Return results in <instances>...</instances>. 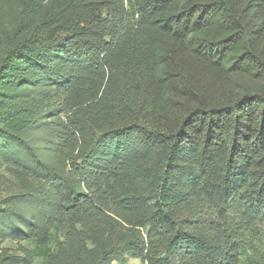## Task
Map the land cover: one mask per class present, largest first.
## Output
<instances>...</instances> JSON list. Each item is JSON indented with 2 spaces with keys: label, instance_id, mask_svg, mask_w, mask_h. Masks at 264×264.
Returning a JSON list of instances; mask_svg holds the SVG:
<instances>
[{
  "label": "trees",
  "instance_id": "trees-1",
  "mask_svg": "<svg viewBox=\"0 0 264 264\" xmlns=\"http://www.w3.org/2000/svg\"><path fill=\"white\" fill-rule=\"evenodd\" d=\"M0 157V242L33 243L0 264L237 263L264 222V0H0Z\"/></svg>",
  "mask_w": 264,
  "mask_h": 264
},
{
  "label": "rangeland",
  "instance_id": "rangeland-1",
  "mask_svg": "<svg viewBox=\"0 0 264 264\" xmlns=\"http://www.w3.org/2000/svg\"><path fill=\"white\" fill-rule=\"evenodd\" d=\"M34 136V133H33ZM37 145H43L42 142L35 141ZM22 184L15 179L12 174L10 166L0 157V210L4 208L5 200L9 196L17 195L21 191ZM55 194V190H54ZM52 194L49 200L47 201V206L45 207L46 211H57L56 208V195ZM22 210H27L28 212L34 209V212L38 216L37 223L39 225L47 224L46 221L42 218V213L39 214L38 208L35 209L34 204L31 202H22L19 204ZM4 219L0 217V226L3 225ZM0 247L6 248L9 253L14 255H21L22 248L31 249L33 243L26 240H16L12 238H4L0 242ZM36 264H40L41 260L36 259ZM111 264H140V259L125 255L122 259L113 260ZM235 264H264V222L259 224L256 230V236L252 237L251 247L247 248L243 254L240 256L239 261Z\"/></svg>",
  "mask_w": 264,
  "mask_h": 264
}]
</instances>
